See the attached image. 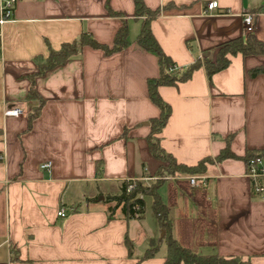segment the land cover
Wrapping results in <instances>:
<instances>
[{"label":"crops","instance_id":"0c3cea01","mask_svg":"<svg viewBox=\"0 0 264 264\" xmlns=\"http://www.w3.org/2000/svg\"><path fill=\"white\" fill-rule=\"evenodd\" d=\"M213 1L220 9L210 16L206 7ZM144 2L160 10L151 21L153 36L181 69L247 35L246 12L256 15L253 34L264 40V0ZM110 7L121 17L107 11L106 0H29L1 30L0 264L165 263V243L142 258L150 242L163 237L148 207L141 219L128 220L120 209L110 218L113 204L105 201L119 194V184L155 176L162 164L147 141L150 121L160 116L147 83L160 75L158 57L137 44L142 19L134 0H110ZM124 23L126 49L106 56L85 47L39 75L50 48L59 50L84 32L111 46ZM260 67L264 55L239 54L211 78L202 67L185 83L160 87L172 111L158 135L163 149L186 166L216 159L231 135L238 156L263 150L264 73L249 76ZM10 109L22 113L6 116ZM46 163L52 167L42 169ZM247 171L232 158L208 164L198 175L205 177L210 204L202 210L189 188L177 186L169 210L174 236L182 220L196 224L202 217L207 224L198 223L195 232L206 242L195 246L197 254L264 264V194L253 193ZM162 190L164 202H173L169 189Z\"/></svg>","mask_w":264,"mask_h":264},{"label":"trees","instance_id":"16d2710c","mask_svg":"<svg viewBox=\"0 0 264 264\" xmlns=\"http://www.w3.org/2000/svg\"><path fill=\"white\" fill-rule=\"evenodd\" d=\"M136 18L141 20V30L137 37V44L143 50L156 54L158 57V63L160 68V75L156 78H150L148 83V95L151 101L156 107L159 108L160 116L157 119L150 121L152 131L147 138L149 143V149L152 156L162 164L158 169V173L155 176L161 177L165 174L173 175L176 173H182L180 176H194L202 175L206 172L208 164H212L217 161H223L226 159L242 160L247 164L251 159L264 158V149L254 152L247 151L246 155L241 157L234 154L231 149L232 135L227 138L226 147L217 155L216 159L205 158L202 159L196 165H184L177 162L176 158L168 154L161 146L159 134L168 122L172 111L169 104L159 94V88L162 86L171 87L178 86L180 83H185L191 79L193 74L205 67L208 76L211 78L215 73L221 72L229 68L231 63V57L241 54L242 56H258L264 55V40H259L254 34L243 35V37L233 39L220 45L217 49L211 52L204 58L196 60L195 63L188 68L181 69L176 67L175 62L162 50L158 40L154 38L151 21L160 13V10H150L144 0H134ZM106 9L110 14L121 17V14L115 12L110 7V0H106ZM128 25L123 24L114 36V41L111 46L100 43L95 40L91 34L84 32L78 39L70 43H64L59 50H53L50 48V52L45 62L39 66V75L44 74L46 71L51 70L57 66L63 65L70 58L82 53L85 47H91L94 50H100L106 56H112L114 53L120 52L130 44L128 39ZM264 73V68L253 69L249 71V76L254 78L258 74ZM34 97L33 93L30 95ZM38 112L34 114L36 116ZM101 166H98V172H100ZM153 177V176H151ZM173 177V176H171ZM129 182L122 183L121 192L115 196H108L105 201L113 204L109 210L110 218L114 217L116 211L120 209L122 215L128 220L141 219L145 216L146 212V200L145 197H150L153 200L152 211L155 214L160 229L165 232L164 236L159 241L152 240L150 247L146 250L143 257L144 259L155 256L163 243L166 244L167 253L165 256L164 264H248L241 258H226L218 255H199L195 251V246H202L206 242V238L201 234H197L198 223L202 224L206 221L200 217L196 224L191 220H182L180 222V233L174 236L172 221L170 219L169 210L171 206L177 201L178 188L177 186H186L189 188L191 195L195 199L198 208L201 210L210 206L209 201L206 198L204 185L197 187L191 186L189 180L173 182H164L162 180H156L154 186H146L142 183H136L133 190L128 192ZM167 186L169 189V197L173 202L165 203L161 197V190ZM185 188V187H184ZM253 193L255 194L254 190ZM200 224V225H201ZM207 224V223H206ZM196 231V232H195ZM250 264V263H249Z\"/></svg>","mask_w":264,"mask_h":264},{"label":"built area","instance_id":"2783aa9c","mask_svg":"<svg viewBox=\"0 0 264 264\" xmlns=\"http://www.w3.org/2000/svg\"><path fill=\"white\" fill-rule=\"evenodd\" d=\"M29 0H0V35L3 27L14 21L15 12L18 5L22 2ZM207 14L213 16L220 8L218 6L217 1L210 2L207 5ZM224 14V13H221ZM256 15L250 12H246L243 14V22H244V30L246 34H253L256 30ZM22 113L19 109H10L6 111V116H19ZM52 167L51 163H46L42 165V169H50ZM247 175L250 178L251 182H253V190L257 195L264 194V158H255L251 159L247 164ZM170 180L178 179V180H186L190 182L193 187H197L205 184L204 176H177L173 178H168ZM60 217H66V211L61 210L58 214Z\"/></svg>","mask_w":264,"mask_h":264},{"label":"rangeland","instance_id":"374dc122","mask_svg":"<svg viewBox=\"0 0 264 264\" xmlns=\"http://www.w3.org/2000/svg\"><path fill=\"white\" fill-rule=\"evenodd\" d=\"M180 175H183L182 173H176V174H173V175H167L165 174L164 176H161V177H158V176H153V177H150V176H145L143 179H140V180H133V181H129V189H128V192H130L131 190H133L136 186V183H142L143 185H146V186H154L153 184L156 182V180H162L164 182H169L171 184H173V182H179V181H184V180H178V179H173V180H170L168 178H173V177H177V176H180ZM173 176V177H171ZM122 184H119V193L121 192V186ZM167 187H164L163 190H162V193L164 194V192L166 191ZM118 193V192H117ZM146 200H147V214H149L150 218H152V220H154V216L155 214H153V211H152V208H151V200H150V197H145ZM99 199V198H98ZM107 202V201H106ZM162 234V233H161Z\"/></svg>","mask_w":264,"mask_h":264},{"label":"water","instance_id":"95a60500","mask_svg":"<svg viewBox=\"0 0 264 264\" xmlns=\"http://www.w3.org/2000/svg\"><path fill=\"white\" fill-rule=\"evenodd\" d=\"M146 124H148V123H146ZM101 199H103V197H101ZM164 234H165V232L163 231V232H162V236H164Z\"/></svg>","mask_w":264,"mask_h":264}]
</instances>
